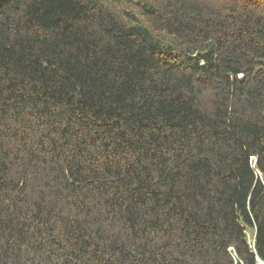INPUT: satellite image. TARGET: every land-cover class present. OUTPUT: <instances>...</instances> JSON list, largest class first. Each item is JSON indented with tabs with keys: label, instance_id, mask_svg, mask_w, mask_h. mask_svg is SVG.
<instances>
[{
	"label": "trees",
	"instance_id": "16d2710c",
	"mask_svg": "<svg viewBox=\"0 0 264 264\" xmlns=\"http://www.w3.org/2000/svg\"><path fill=\"white\" fill-rule=\"evenodd\" d=\"M0 264H264V0H0Z\"/></svg>",
	"mask_w": 264,
	"mask_h": 264
}]
</instances>
